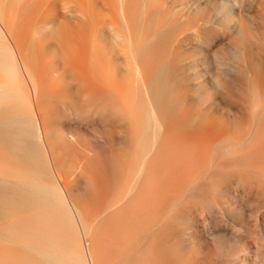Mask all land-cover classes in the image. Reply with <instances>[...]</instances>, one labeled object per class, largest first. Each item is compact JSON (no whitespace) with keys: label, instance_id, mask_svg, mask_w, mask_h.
<instances>
[{"label":"bare ground","instance_id":"obj_1","mask_svg":"<svg viewBox=\"0 0 264 264\" xmlns=\"http://www.w3.org/2000/svg\"><path fill=\"white\" fill-rule=\"evenodd\" d=\"M0 264H264V0H0Z\"/></svg>","mask_w":264,"mask_h":264}]
</instances>
